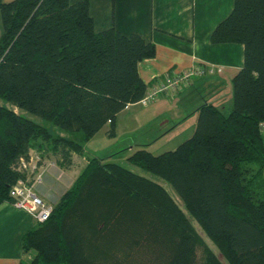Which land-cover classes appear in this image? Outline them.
Returning <instances> with one entry per match:
<instances>
[{
  "label": "trees",
  "instance_id": "16d2710c",
  "mask_svg": "<svg viewBox=\"0 0 264 264\" xmlns=\"http://www.w3.org/2000/svg\"><path fill=\"white\" fill-rule=\"evenodd\" d=\"M0 23V99L13 106L0 104L1 205L30 149L66 167L105 124L113 135L116 113L147 88L136 64L154 45L113 26L95 31L86 0H0ZM209 41L242 45L229 110L202 103L174 148L127 160L172 187L226 264H264V0H233ZM20 244L32 253L23 264H223L161 185L95 156Z\"/></svg>",
  "mask_w": 264,
  "mask_h": 264
},
{
  "label": "crops",
  "instance_id": "0c3cea01",
  "mask_svg": "<svg viewBox=\"0 0 264 264\" xmlns=\"http://www.w3.org/2000/svg\"><path fill=\"white\" fill-rule=\"evenodd\" d=\"M86 2L95 31L113 26L123 35L138 34L144 41L154 45V55L136 64L138 76L146 87L160 80L165 74L194 64L202 63L212 69L211 74L194 78L184 90L171 97L158 96L146 105L137 102L127 104L115 115L112 135L114 138L121 136L126 142L132 141L135 143L132 145L137 146H149L152 140L165 138L166 144L160 148H164L163 151L174 148L178 143L167 142L191 134L197 108L202 103L215 105L213 95H219L222 78L231 80L242 65L241 44H214L209 41L211 30L230 12L233 0ZM201 93H204L203 97ZM183 119L190 121L188 129L177 127ZM153 120H156L152 125L156 132L152 134L148 125ZM163 128L166 131L161 132ZM151 137L154 139L150 141ZM132 145H128V148ZM28 155L39 158L35 162L34 174L40 173V181L34 183L32 189L50 205L58 200L86 162V157L72 153L70 165L62 167L57 162V157L46 150L40 152L30 149ZM28 181L32 182L31 175H28ZM34 223L28 212L14 208L10 203L0 205V264H23L30 259L32 253L22 252L20 239Z\"/></svg>",
  "mask_w": 264,
  "mask_h": 264
},
{
  "label": "rangeland",
  "instance_id": "374dc122",
  "mask_svg": "<svg viewBox=\"0 0 264 264\" xmlns=\"http://www.w3.org/2000/svg\"><path fill=\"white\" fill-rule=\"evenodd\" d=\"M222 79H223V81L221 82V86H220L219 91H218L219 95H213V99H214L215 105H218V107H221L222 111L227 112L229 110V108L231 107V89H232L231 88V80H229L227 78H225V79L222 78ZM201 96L203 97L204 93H201ZM202 97H200V98H202ZM0 104L6 106L8 108L13 107L10 103H8L2 99H0ZM13 110L25 118H28V119L34 121L35 123H38V124H41V125L47 127L51 131L56 132L58 130L56 127L51 125L49 122L42 120L40 117L33 115V114L29 113L28 111H25L23 109H16V108H13ZM155 121L156 120L151 121L150 125H148L150 127V129H152V131H151L152 134L156 132V128H154L152 126L155 124ZM188 122H190V121L183 119L180 121V123L177 127L188 129ZM169 127H170V125H169ZM107 128H108V126L104 125L102 128H100V130H98V132L87 143H85L82 146L83 149H82L81 156H84V157L96 156L98 158H101L103 161L116 162L119 165L135 172L136 174L144 176V177L158 183L159 185H161L166 190V192L169 194V196L172 198V200L176 203V205L181 209V211L187 216V218L191 222L192 226L194 227L195 231L198 232L199 236L201 237L203 243L208 247L210 246V248L213 249L214 254L217 256V258L223 261V258L218 253L216 247L205 236V234L200 229V227L198 226L196 221L185 211V209L181 203V200L176 195V193L174 192L172 187L166 181L161 179L160 177L131 164L127 160V157L130 154H132L134 151L141 149V148L145 149L146 151L150 152L151 154L161 153L163 151L162 149H164V148H160V147H161V145L166 144V141L164 140L165 138H160L159 140H158V138H156L155 140H152L154 138L151 137L150 141L152 140V142L150 144H148L149 146H143V145L137 146V145H132V144H135L132 141L126 142L125 139L121 136H117L114 138L112 135L111 136L107 135V133H106ZM158 131H160V130H158ZM164 131H166V128L165 129L163 128L161 132H164ZM156 135H158V134H156ZM152 136L154 137V135H152ZM186 137H187V135L185 134V135H183V138H180V139L184 140ZM180 139L178 140V138H175V140L168 141L167 143H170V144L179 143L180 141H182ZM128 145H132V146L130 148H128ZM202 257H203L202 248H201V246H199L196 248L197 261L200 262Z\"/></svg>",
  "mask_w": 264,
  "mask_h": 264
},
{
  "label": "built area",
  "instance_id": "2783aa9c",
  "mask_svg": "<svg viewBox=\"0 0 264 264\" xmlns=\"http://www.w3.org/2000/svg\"><path fill=\"white\" fill-rule=\"evenodd\" d=\"M211 73L212 69L202 63L194 64L182 70L172 71L147 87L137 103L146 105L158 96L171 97L184 90L194 78ZM258 129L264 144V120L258 123ZM38 160V156L33 155H28L26 160L20 158V169L25 174V177L17 179L11 185L10 194L13 201L10 204L14 208L28 212L35 222H42L48 217L51 205L36 195L32 189V185L40 181V173L34 174L36 170L35 162ZM28 175L32 176V182L28 181Z\"/></svg>",
  "mask_w": 264,
  "mask_h": 264
}]
</instances>
